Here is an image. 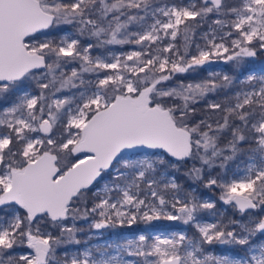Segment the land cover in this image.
I'll use <instances>...</instances> for the list:
<instances>
[{
  "label": "snow or ice",
  "instance_id": "obj_1",
  "mask_svg": "<svg viewBox=\"0 0 264 264\" xmlns=\"http://www.w3.org/2000/svg\"><path fill=\"white\" fill-rule=\"evenodd\" d=\"M0 264H264V0H0Z\"/></svg>",
  "mask_w": 264,
  "mask_h": 264
},
{
  "label": "rangeland",
  "instance_id": "obj_2",
  "mask_svg": "<svg viewBox=\"0 0 264 264\" xmlns=\"http://www.w3.org/2000/svg\"><path fill=\"white\" fill-rule=\"evenodd\" d=\"M134 231H136V229H133V230H117V233H123V232H134ZM115 234L114 233H111V232H109V233H107V235L105 236V239L107 240V239H111L113 236H114Z\"/></svg>",
  "mask_w": 264,
  "mask_h": 264
}]
</instances>
